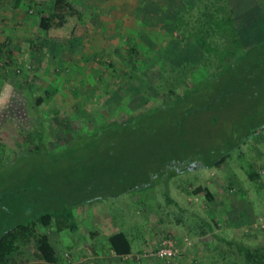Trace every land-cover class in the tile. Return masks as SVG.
I'll use <instances>...</instances> for the list:
<instances>
[{"label": "rangeland", "instance_id": "374dc122", "mask_svg": "<svg viewBox=\"0 0 264 264\" xmlns=\"http://www.w3.org/2000/svg\"><path fill=\"white\" fill-rule=\"evenodd\" d=\"M71 1L83 15L74 38L47 45L41 57L0 56L2 82L25 87L30 78L23 90L27 102L46 98L38 112L30 104L0 112V119L13 123L21 135L41 131L45 145L34 153H25L21 146L0 149V233L48 213L59 218L80 209L93 214V223L109 230L106 235L118 228L132 242L130 256L106 255L101 264H164L151 255L154 250L164 240L184 238L192 245L171 264H242V248L264 256V125L262 116L243 119L245 111L240 114L239 106L222 104L187 118L184 138L196 151L197 163L209 160L207 152L219 156L230 144L238 145L220 167L174 175L175 169L160 176L164 180L118 198L73 205L91 195L83 187L74 194L77 186L102 173L104 128L113 122L140 121L143 112L167 107L166 101L215 72L218 61L200 51L189 36L179 42L173 25L178 13L189 9L185 20L191 30L207 0ZM228 1L236 13L238 34L248 40L247 46L255 43L250 42L251 26L245 21L264 19L258 0ZM218 38L212 35L213 45ZM9 68L13 76L7 74ZM254 125L259 128L249 131ZM171 156L169 152L164 158ZM86 228L79 226L78 233L69 236L58 227V237L81 247L89 241L101 245L105 234L95 237L88 234L89 225ZM41 233L37 229V235ZM31 250L32 241L21 243L8 264H21L28 254L34 259ZM65 253V260L74 264Z\"/></svg>", "mask_w": 264, "mask_h": 264}, {"label": "trees", "instance_id": "16d2710c", "mask_svg": "<svg viewBox=\"0 0 264 264\" xmlns=\"http://www.w3.org/2000/svg\"><path fill=\"white\" fill-rule=\"evenodd\" d=\"M211 1L213 4H209ZM207 2L209 3L202 8L199 7L202 14L195 20L191 30H188L189 24L185 20V13L189 9L179 12L173 25L179 34V42H184L189 36L205 55L217 57L216 71L195 87L187 88L173 100L166 101L167 107L159 106L153 111L143 112L140 121L130 120L122 125L113 122L104 128L102 133L106 136L107 153L102 173L92 175L77 186L74 194L81 193L79 187H83L91 195L78 199L76 205L73 203L74 206L95 199L118 198L160 182L163 179L160 176L175 169L174 175L186 173L188 169L220 167L227 154L238 145L230 144L227 152L219 156L211 151L207 152L204 156L209 160L197 163L199 159L195 157L196 151H191V142L184 138L188 129L187 118L193 112L209 113L222 104L227 107L239 106L242 108L240 114L245 111L242 113L243 119L249 115L259 118L262 116L261 124L264 125V42L246 49L235 26L234 11L229 1ZM257 4L264 11V1L258 0ZM45 6L47 9L40 13L37 26L44 40H71L82 21L81 13L66 0H49ZM212 35H219L215 45L210 40ZM34 101L38 108L42 98H35ZM261 105L263 107L259 109ZM257 128L259 126L254 125L249 131ZM225 139L228 141L230 136H225ZM0 145L7 148L21 146L25 153L38 152L45 147L41 131L36 129L30 134L21 135L8 120L0 125ZM121 145L122 149L119 148ZM179 150L182 152L179 153ZM169 152L174 157L164 158ZM71 217L70 210L59 218L48 213L29 224L3 230L0 233V264H8L19 245L31 241L36 258L45 264H54L55 251L48 236L45 233L37 235V229H47L54 225L53 220H67ZM107 245L117 256L123 257L131 253L130 241L121 232L109 236ZM243 251L242 264H264V256H258L248 249H239V252Z\"/></svg>", "mask_w": 264, "mask_h": 264}, {"label": "crops", "instance_id": "0c3cea01", "mask_svg": "<svg viewBox=\"0 0 264 264\" xmlns=\"http://www.w3.org/2000/svg\"><path fill=\"white\" fill-rule=\"evenodd\" d=\"M49 2V0H47ZM75 6V3L73 1H69ZM45 0H5V2L2 4L0 7V56L4 54V57H7L11 60L17 59L19 56L21 58L25 57L27 55L30 56H37L41 57L42 54H45L48 52V48H46L47 45L53 44L54 46L61 45V43L67 42L63 40H44L42 33L39 32L37 26H38V20L40 18V13L43 12L44 9H47L45 6ZM29 7V8H28ZM76 7V6H75ZM78 10V7H77ZM80 13L81 11L78 10ZM234 11V8H233ZM29 13V14H28ZM236 13L234 12V20H235V26L238 31V21L236 19ZM82 15V13H81ZM83 17V15H82ZM245 22H250L251 30H250V42L256 41L255 43H251V45L247 46V39L244 37L240 36V40L243 44V46L246 49L252 48L253 46L260 45L264 42V19H261L259 17L252 19V20H246ZM81 24V23H80ZM79 24V26H80ZM79 26L76 30V32L79 29ZM75 32V33H76ZM25 33H28L30 35L28 36H23ZM36 38L39 39V43L37 44ZM74 38V37H73ZM70 41V40H68ZM20 44H27L29 48H26L24 51L21 50ZM38 47L35 49L34 47ZM51 48V46H50ZM23 51L25 52L24 54H20V52ZM61 51V50H58ZM29 56V57H30ZM16 62V61H15ZM11 68L8 69L9 72H7L8 75L13 76V71ZM2 74H0V90L5 89L8 85L13 86V88L16 90V92L19 94L20 97L23 99V103H16L15 101L12 102L11 106L14 107H25L27 104H30L34 107V112H38V108L35 107L33 104L32 99L30 98V101L26 100V95L23 92V90L26 88L28 89L26 84L30 82V78L25 82V87L20 86L17 84H14L13 81L7 82H2L4 80V77H1ZM29 77V76H28ZM33 82V81H32ZM36 83V82H35ZM43 89L42 87L40 88L38 86L37 90ZM44 90V89H43ZM38 98V97H37ZM41 98V96L39 97ZM48 99L47 101H49ZM46 98H42V104H46ZM10 106V107H11ZM2 119H0V125L2 124ZM0 149H7V147L0 145ZM78 211V213L76 212ZM80 209H73L72 212V217L63 220L59 219L58 221L53 220L52 224H54L52 227H48L47 229H41L42 233H45L48 236L49 243L51 247L55 251V258L56 261L54 264H70L71 261L67 262L65 260V252H69L68 254L71 255V257L74 259V264H101L105 257L108 256H113V257H118L121 258L120 256L115 255L108 247L107 245V239L109 236L115 234V233H123L120 231L118 228L113 229V231L109 232L110 235H106V233L109 230H106L105 227H101L98 225H95V222L93 223L92 217L93 214L86 215V210H81ZM91 219V221L89 220ZM88 219V220H87ZM87 220L88 222H86ZM83 224V225H82ZM62 227L63 233L70 235H74L76 232L78 233V227L79 226H84L86 228V225H89V232L88 234H92L95 237L100 236L101 234H105L103 243L101 245H96L93 241H89V244L83 245V247L77 245L76 243H66L62 242L58 236H60V232L58 227ZM87 229V228H86ZM125 236L126 234L123 233ZM55 235V236H54ZM127 237V236H126ZM128 238V237H127ZM129 240V239H128ZM130 241V240H129ZM131 244V253L133 252V247H132V242L130 241ZM30 251V249L27 248V251ZM34 251V248L33 250ZM96 253L97 255H91L94 257H90V254ZM104 253V255H103ZM130 253V254H131ZM123 256L122 258L130 256ZM29 255V254H28ZM26 256L24 258L23 263L21 264H45L43 261H40L36 256L31 257V256ZM104 257L101 259L100 257ZM72 264V263H71Z\"/></svg>", "mask_w": 264, "mask_h": 264}, {"label": "built area", "instance_id": "2783aa9c", "mask_svg": "<svg viewBox=\"0 0 264 264\" xmlns=\"http://www.w3.org/2000/svg\"><path fill=\"white\" fill-rule=\"evenodd\" d=\"M191 245L192 242L188 238H184L181 242L173 239L164 240L151 255L164 264H171Z\"/></svg>", "mask_w": 264, "mask_h": 264}, {"label": "clouds", "instance_id": "9594fccd", "mask_svg": "<svg viewBox=\"0 0 264 264\" xmlns=\"http://www.w3.org/2000/svg\"><path fill=\"white\" fill-rule=\"evenodd\" d=\"M23 103L22 97L16 92L13 86L8 85L5 89L0 90V112L7 111L12 102Z\"/></svg>", "mask_w": 264, "mask_h": 264}]
</instances>
